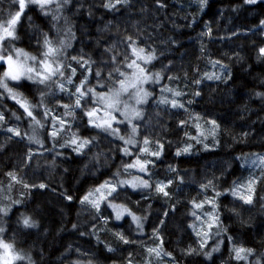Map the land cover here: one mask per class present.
I'll use <instances>...</instances> for the list:
<instances>
[{
	"label": "trees",
	"instance_id": "16d2710c",
	"mask_svg": "<svg viewBox=\"0 0 264 264\" xmlns=\"http://www.w3.org/2000/svg\"><path fill=\"white\" fill-rule=\"evenodd\" d=\"M263 22L264 0H0L2 60L17 51L40 59L50 40L63 51L57 57L62 69L44 84L16 73L13 86L63 116L74 138L85 141L78 150L57 136V145L33 148L24 132L29 115L0 87V238L23 259L10 264H156L146 256L147 246L158 242L173 264H245L248 255L250 264L261 257L264 264V169L256 173L253 203L230 194L242 158L264 153V35L254 30ZM132 41L153 53L147 68L177 88L186 107L155 97L145 107L139 140L160 152L147 167L168 184L159 193L119 187L114 194L113 201L139 215L136 232L126 225L130 217L121 223L82 206L88 192L117 180L133 156L123 153L118 137L90 124L93 108L56 88V78L65 79L73 67L94 88H113L136 61ZM2 60L0 76L8 80ZM193 116L218 125L217 143L183 154L179 146L189 140ZM15 123L21 136L4 131ZM177 180L186 188L178 189ZM214 188L219 247L208 256L188 254L183 247L195 240L191 202L215 194ZM232 239L244 248V259L229 251Z\"/></svg>",
	"mask_w": 264,
	"mask_h": 264
},
{
	"label": "rangeland",
	"instance_id": "374dc122",
	"mask_svg": "<svg viewBox=\"0 0 264 264\" xmlns=\"http://www.w3.org/2000/svg\"><path fill=\"white\" fill-rule=\"evenodd\" d=\"M53 1L55 0H30L31 3L40 5ZM5 28L6 26L0 25V33H4ZM254 30H258L264 35V22ZM131 48L136 61L130 67V71L113 88H94L89 83L87 76L84 81L77 77V71L74 67L72 73L65 79L56 78L59 82L56 88L72 96L76 103L80 102L87 105V108H93V113L89 118L90 124L105 133L118 137L124 143L123 153L128 157L133 156V161L124 168L123 174L117 180L107 181L88 192L82 200V206L85 210H93L98 215L105 212L112 213L110 215L111 220L114 216V219L121 223H125L126 218L130 217V222H126V225L131 231L136 232L142 225L139 215L134 213L126 204L113 201L114 194L119 190V187H129L136 191L152 188L159 193L164 192L168 184L165 180L153 178L151 169L147 167L153 156L159 155L160 152L153 151L146 141L140 142L139 140V123L144 120L145 107L154 97L163 105L183 109L186 107L180 99L181 92L165 83L161 73L153 72L147 68L154 57L153 53L133 41ZM60 50L61 48L50 40L45 44V53L40 59L21 51L13 52L6 60H2L0 55V60L7 63L4 76L9 78L7 80L0 76V87L2 93L7 94L29 115L24 132L25 139L33 148L47 149L48 146L57 145L55 139L57 136H63L74 142L79 150L85 141L74 138L72 132L66 128L67 121L64 120V117L55 112L49 113L51 110L46 107L44 102L40 105L35 104L22 91L15 88L10 81L11 77L20 73L31 81H39L44 84L46 78H52L57 70L62 69L60 60L57 59ZM261 54L264 55V47L261 48ZM40 110H42L41 113H39ZM4 118V113L0 110V124ZM190 125L193 129L188 133L189 140L179 146V152L193 154L197 148L196 144H200L204 149L214 148L218 137V125L214 121L202 123L193 116L190 119ZM4 131L16 137L21 136L23 132L18 123L7 125ZM241 167L243 169L242 175L232 182L230 194L233 198L240 199L245 203H253L260 181V177L256 173L264 169V153L244 156ZM177 185L180 187H177L178 189L186 188L178 180ZM216 192L215 189V194L208 195L202 201L191 202L192 209L195 211L191 224L196 246L194 251L196 253L203 251L206 253L207 251V256L213 248L218 249L219 247L216 244L219 241L215 240L216 229H220L222 220L218 202L219 192ZM102 220L105 221V217H102ZM119 229L120 234L126 231L120 227ZM210 242L214 243L210 245ZM214 244L215 247H213ZM14 248L11 242L0 238V264H10L23 260L21 252ZM228 248L229 251L234 252L236 258H245L244 248L233 239L229 242ZM188 253L190 252L188 251ZM166 257L169 256L164 253L160 242L157 245L147 246L146 259L149 263L154 261L156 264H173L166 261ZM246 259L245 264H250L249 255ZM262 262L263 258L261 257L260 264Z\"/></svg>",
	"mask_w": 264,
	"mask_h": 264
},
{
	"label": "flooded vegetation",
	"instance_id": "af4514ba",
	"mask_svg": "<svg viewBox=\"0 0 264 264\" xmlns=\"http://www.w3.org/2000/svg\"><path fill=\"white\" fill-rule=\"evenodd\" d=\"M194 242H195V240H194ZM195 247H196V246H195L194 243H190V244L185 245L183 248L185 249V251H187V253H188V251L190 252V253H188V254H192V255H194V256H197V255H199L200 253H196V251H194V248H195ZM263 251H264V248H263Z\"/></svg>",
	"mask_w": 264,
	"mask_h": 264
}]
</instances>
